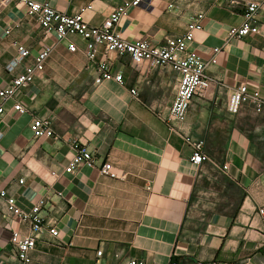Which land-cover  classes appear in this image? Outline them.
Here are the masks:
<instances>
[{"label": "crops", "instance_id": "0c3cea01", "mask_svg": "<svg viewBox=\"0 0 264 264\" xmlns=\"http://www.w3.org/2000/svg\"><path fill=\"white\" fill-rule=\"evenodd\" d=\"M29 1L68 15L90 6L83 19L99 26L129 0ZM249 1L150 0V9L129 8L116 25L123 39L158 46L167 37L184 34L189 19L203 13L202 30L190 49L205 61L215 58L207 66L213 83L205 97L191 103L182 132L159 117L174 99V71H136L128 57H105L99 47L95 63L107 61L122 75L123 85L95 84L94 65L84 57L81 39H72L78 51L70 53L66 43L44 35L25 5H0V88L33 63L43 44L52 47L34 82L13 100H0V187L25 212L45 199L40 217L58 233L55 238L45 229L37 234L29 264H93L99 249L100 264L128 259L146 264H264V215L259 214L264 209V114L227 111L231 92L242 84L264 96V8L257 15V35L227 37L230 27L241 24L242 4ZM14 44L29 55L8 71L16 55ZM14 102L28 114L14 112ZM32 117L48 119L53 137L33 138ZM183 135L203 142L207 161L189 162ZM73 141L87 148L95 166L67 174ZM103 163L118 178L101 176ZM12 232L26 236L29 224L9 214L0 200V264H18L9 244Z\"/></svg>", "mask_w": 264, "mask_h": 264}, {"label": "built area", "instance_id": "2783aa9c", "mask_svg": "<svg viewBox=\"0 0 264 264\" xmlns=\"http://www.w3.org/2000/svg\"><path fill=\"white\" fill-rule=\"evenodd\" d=\"M19 2L25 5L26 14L33 19L42 29L44 35L53 34L56 41L66 43V48L70 53L78 51L73 38H79L84 42L83 54L86 60L94 65V83L100 84L103 81H114L123 85V78L120 73L114 72L109 67L107 61L95 63L98 48L103 51V55H115L116 57H128L133 69L139 71L143 67L148 70L169 68L178 75L177 88L172 104L166 114H160V119L171 125L172 128L182 132V125L185 123L188 109L194 99L205 97L211 88L213 80L207 75V66L216 63L215 58L205 61L197 52L190 49V44L195 40L196 33L202 30L203 13L194 14L186 24V31L182 35L170 36L164 39L161 45L155 46L146 40L127 41L115 30L119 21L127 15L129 8L150 9V0H129L114 8L99 26H90L83 19V13L89 10L90 6H85L74 15H68L52 9L45 3H37L29 0H1V6L8 3ZM231 5H238L236 1H231ZM170 9L174 4L168 6ZM242 22L239 26L230 27L227 32L228 38L242 39L250 35L259 33L257 15L264 8V0H253L242 4ZM16 55L7 65V70L12 71L28 57L29 51L24 47L14 44ZM218 49H214L216 53ZM52 47L43 44L31 65L25 66L18 76L12 78L5 88H0V100L4 103L14 99V95L29 87L42 72L44 63ZM130 94L137 97V91L130 89ZM12 109L19 115L28 114L27 108L18 102H14ZM246 109H250L255 115L264 114V96L256 90L249 91L247 86L242 84L233 90L227 101V111L231 115H238ZM4 114V109L0 105V116ZM29 129L33 138L53 137V132L48 119L32 117ZM184 141L190 148L189 162L195 165L208 160L204 153L202 141L193 140L185 136ZM73 156L64 169V172L71 174L82 166L94 167L92 154L76 141L71 143ZM223 171L227 166L221 167ZM101 176L116 179L118 176L113 172L109 163H103L98 168ZM54 173H52L53 175ZM21 182V181H20ZM60 195V194H58ZM0 200L5 202L7 212L17 217L21 222L29 224L30 233L20 236L12 232L9 244L16 253L18 264H29V253L35 247L37 234L45 229L50 237H57L56 229L49 223H44L40 217L42 208L46 205L45 199L38 200L28 212L22 211L13 197L0 187ZM260 215H264V209L259 210ZM96 260L93 264H100L102 251L96 252ZM124 264H146L142 259H128Z\"/></svg>", "mask_w": 264, "mask_h": 264}]
</instances>
